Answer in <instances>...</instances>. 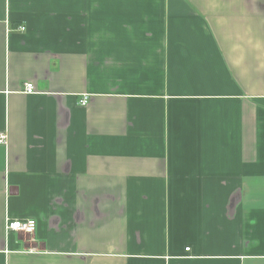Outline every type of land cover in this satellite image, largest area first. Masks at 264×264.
I'll list each match as a JSON object with an SVG mask.
<instances>
[{"label":"crops","instance_id":"crops-1","mask_svg":"<svg viewBox=\"0 0 264 264\" xmlns=\"http://www.w3.org/2000/svg\"><path fill=\"white\" fill-rule=\"evenodd\" d=\"M0 135V264H264V0H0Z\"/></svg>","mask_w":264,"mask_h":264},{"label":"built area","instance_id":"built-area-1","mask_svg":"<svg viewBox=\"0 0 264 264\" xmlns=\"http://www.w3.org/2000/svg\"><path fill=\"white\" fill-rule=\"evenodd\" d=\"M21 30L23 31L24 28H21ZM24 93L26 94H33L35 93L34 91V86L31 83H25L24 84V88H23ZM87 97H84L81 100V105H86L87 104ZM5 140V136L4 135H0V143H2ZM36 228V222L35 220L29 219V220H7L6 224H5V229L7 232L12 231V232H23V233H33L35 231Z\"/></svg>","mask_w":264,"mask_h":264}]
</instances>
